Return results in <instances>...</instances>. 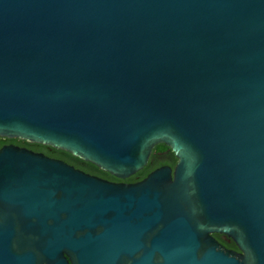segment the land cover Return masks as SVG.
I'll list each match as a JSON object with an SVG mask.
<instances>
[{
    "label": "water",
    "instance_id": "1",
    "mask_svg": "<svg viewBox=\"0 0 264 264\" xmlns=\"http://www.w3.org/2000/svg\"><path fill=\"white\" fill-rule=\"evenodd\" d=\"M0 138L177 160L2 147L0 264H264V0H0Z\"/></svg>",
    "mask_w": 264,
    "mask_h": 264
},
{
    "label": "flooded vegetation",
    "instance_id": "2",
    "mask_svg": "<svg viewBox=\"0 0 264 264\" xmlns=\"http://www.w3.org/2000/svg\"><path fill=\"white\" fill-rule=\"evenodd\" d=\"M2 139L3 138H0V149L4 146H8V145L18 146L12 142H2L1 141ZM160 146H163V145H157L153 148L152 153L149 157L148 165L149 164L152 165V167H153L152 171L156 170L157 168L163 167V166H168V167H171L172 169H174V167L177 163V160L174 157L173 153L165 146H164L165 148L163 150H158V148ZM18 147L26 148L23 146H18ZM142 180L136 179V180L126 181V182L122 181V182H116V183L136 184ZM5 207H6V205L0 202V213L4 212V210L6 209ZM0 221H1V219H0ZM13 226H14V237H13V241H12L13 252L16 254H27L28 252H31L30 235L27 231L26 224L22 220L14 218ZM212 237L221 246H223L225 249L237 251L235 244L228 237H225V236L220 235V234H213Z\"/></svg>",
    "mask_w": 264,
    "mask_h": 264
},
{
    "label": "trees",
    "instance_id": "3",
    "mask_svg": "<svg viewBox=\"0 0 264 264\" xmlns=\"http://www.w3.org/2000/svg\"><path fill=\"white\" fill-rule=\"evenodd\" d=\"M2 142H12L18 146H23L26 147L29 150H32L34 152H38V153H42L48 157L54 158V159H58L61 160L71 166H73L76 169H79L87 174L93 175V176H97L112 182H122V180H118L112 176H110L107 173H103L101 171H99L97 168H95L94 166L81 162L73 157H71L70 155H68L67 153L61 152V151H56L53 149H49L40 145H31V144H27L25 142L19 141V140H9V139H2ZM165 147L164 146H160L158 148V150H163ZM153 170L152 165H147L142 171L138 172L137 174H135L134 176L124 180L126 181H131V180H142L144 178H146V176L151 173Z\"/></svg>",
    "mask_w": 264,
    "mask_h": 264
}]
</instances>
